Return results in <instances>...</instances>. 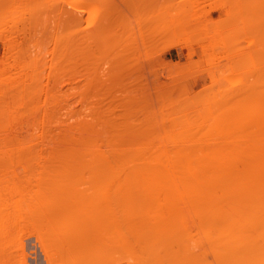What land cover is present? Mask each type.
I'll return each instance as SVG.
<instances>
[{
    "label": "rangeland",
    "instance_id": "374dc122",
    "mask_svg": "<svg viewBox=\"0 0 264 264\" xmlns=\"http://www.w3.org/2000/svg\"><path fill=\"white\" fill-rule=\"evenodd\" d=\"M103 1L0 0V173L24 196L16 198L22 206L19 215L7 212L9 218L15 217L13 225H7L10 237L22 239V248L10 249L9 255L17 261L20 257L23 264H195L194 257L188 262V255L181 253L178 236V241L176 237L166 241L167 225L147 222L146 214L155 213L158 206L144 196L143 188H126L123 195L114 196L104 188L87 186L91 178L84 167L103 162L120 170L172 162L181 167L185 166L182 158L187 164L193 156L194 165L216 167L217 161L207 160L215 150V154L244 156L240 163L237 157L231 160L242 168L246 167L245 156L255 151L254 145L264 152V136L256 138L261 131L249 126L250 118L246 120V112L253 108L245 109L246 97L252 104L264 103V0L104 1L111 4V10ZM83 4L91 11L82 9ZM61 8L82 19L80 28L73 26L72 15L61 14ZM104 18L109 19L107 24L106 19L99 21ZM91 24L102 26L97 36ZM121 24L125 30L118 28ZM111 27L117 35L114 39L105 34L111 33ZM100 35L105 38L101 42ZM82 38L87 42L82 44ZM255 92L261 93L258 102ZM256 110L264 113V104L255 106ZM239 122L245 125H241L242 132L235 129ZM224 128L231 136L235 132L237 140L232 139L245 141V146L239 143L243 145L239 148L232 140L233 145L223 146L231 139L221 134ZM248 130L255 134L253 145L248 142ZM196 152L204 155L202 159ZM6 187L10 186L0 188ZM130 210L131 215L135 210L141 217L124 216ZM5 260L2 263L13 262ZM202 261L214 262L208 254L196 264Z\"/></svg>",
    "mask_w": 264,
    "mask_h": 264
},
{
    "label": "bare ground",
    "instance_id": "6f19581e",
    "mask_svg": "<svg viewBox=\"0 0 264 264\" xmlns=\"http://www.w3.org/2000/svg\"><path fill=\"white\" fill-rule=\"evenodd\" d=\"M87 1L88 0H85V2H87ZM89 1L92 2V0H89ZM89 1L87 2L88 4H89ZM95 1H97V0H95ZM95 1L93 0L92 3H94ZM104 1L106 3L108 2V0L107 1L104 0ZM104 1L101 4H104V7H106L107 4H105ZM120 1L122 2V1H128V0H120ZM137 1H139V0H137ZM195 1H197V0H194L193 1L194 4H195ZM99 2H100V0H99ZM99 2H97V3H99ZM77 3H80V2H77ZM145 3H147V2H145ZM88 4H85V6L83 4L82 9H87L88 6H89ZM133 4H134V2H132V5ZM76 5H78V4H76ZM86 5H88V6H86ZM95 5L97 6V4H95ZM197 5H198V3H197ZM107 6L109 7V4ZM84 7H86V8H84ZM111 7L112 6L110 4V7L108 9L111 10ZM78 8H79V6H78ZM92 8H95V7H92ZM68 9H70V8H68ZM96 9H97V7H96ZM88 10L89 9H87L86 11H88ZM135 10H133V11H135ZM65 11L66 10H63L62 9V13L61 14H64V16L65 15L66 16L69 15L67 17L68 18H71V15L72 14L70 12L68 13V11H66V13H63ZM89 11H91V10H89ZM107 11L110 12L109 10H107ZM135 12H137V11H135ZM106 13L107 12H105V14ZM107 14H106V17L108 16ZM155 14H153V16ZM75 15L76 14H74V16L72 15V18L74 17L72 19V21H73V24H75L73 26L74 27H77V28H80L79 27V23H81L82 19L80 18L81 19L80 20L78 18L79 16L77 15L78 17H76ZM92 15H94V14H92ZM179 15H182V14H179ZM60 17L61 16L59 15V18ZM179 17L180 16H178V18ZM63 18H61V19H63ZM138 18L141 19V17H138ZM147 18H149V17H147ZM174 18H175V16H174ZM64 19H66V17ZM74 19H76V21H74ZM93 19L94 18H92V20ZM105 19L106 18H104V20L99 19V21L102 22V21H105ZM68 20H70V19H68ZM68 20L67 21L64 20V21H66L67 24H68L70 22V21L68 22ZM108 20L109 19H106L105 23L104 22L103 23L104 24H107ZM72 21H71V24H72ZM78 21H80V22H78ZM153 21L154 20H152V23H153ZM178 21H179V19L176 20V22H178ZM77 22H78V25H77ZM28 23H30V22H28ZM153 24H155V23H153ZM27 25H29V24H27ZM80 25H82V23ZM111 25H112L111 23H108V27L111 26ZM121 25H122L121 27L120 26L118 27L120 30H121V28L124 27L123 26L124 24H121ZM158 25L156 26L157 28H158ZM164 26H165V24H164ZM91 27H93L91 29L95 30V33L96 34H94V35L97 36V33L101 31L100 30V27H102V26L99 25V27L98 26L96 27V28H99L98 31H97V29L94 26H92V24H91ZM138 27H139V25H138ZM14 28L17 29V26H15ZM106 28L107 27H105V29ZM116 28H117V26H116ZM116 28H115V30H116ZM111 29H112V27H111ZM111 29H110V32L111 33H105V34H107V35L110 34V37L112 38L115 35V34H112V32L114 30V27H113L112 31H111ZM119 29H118V31H119ZM123 29L125 30L126 28H123ZM123 29H122V31H124ZM28 30H29V28H28ZM127 30H129V29H127ZM127 30L125 32H127ZM160 30H161V28H160ZM75 31H76V29H75ZM90 31L91 30H89V33H90ZM138 31H140V30L138 29ZM150 31H148V32H150ZM80 32L81 33H84L86 31L82 32L80 30ZM80 32L78 31L79 34H80ZM78 33H76V35L75 34L74 35L77 36ZM161 33H162V31H161ZM125 34H127V33H125ZM74 35H73V37H74ZM86 35L88 36V33H86ZM94 35H92V37H94ZM101 35H100V37H102V39L100 40V42L103 39H105V38H103L104 35L103 36H101ZM107 35H106V38L109 37V36L107 37ZM147 35L149 36V34H147ZM200 35H202V34H200ZM115 36H117V35H115ZM115 36L113 37V39L115 38ZM92 37H90V39L88 38V41L91 40ZM141 37H142V35H141ZM111 38H109V39L111 40ZM85 39H87V38H85ZM98 39H100V38H98ZM147 40H149V39H147ZM82 41H83V38H82ZM84 41L87 42L86 40H84ZM84 41H83V43L82 42H80V43L84 44ZM92 41H93V43L97 42V40L94 41V38L92 39ZM143 41H144V39H143ZM98 42H99V40H98ZM73 44L74 43L72 42V45ZM82 47H85V46L83 45ZM72 48H74V45L72 46ZM77 48H78V46H77ZM77 48H76V45H75V49H77ZM80 50H81V48H80ZM82 50H86V49L83 48ZM77 51H78L77 52V54H78L79 53V50H77ZM73 53L76 54L75 52H73ZM77 54H76V56H77ZM128 54L130 56H133V55H131V52H129ZM124 55H126V54H124ZM130 56H129V58H130ZM131 58H133V57H131ZM83 72L85 73L86 71H83ZM87 73H88V71H87ZM95 73H97V71ZM87 75H89V73ZM256 76H258V75L256 74ZM262 76H264V75H262ZM93 77H95L96 80H97V77L96 76H93ZM103 77H105V76H103ZM91 78H92V76H91ZM95 78H92V79H95ZM258 78H261V77H258ZM243 80H245V79H243ZM262 82H264V81H262ZM262 82H259L258 81L259 84H261ZM243 83H244V81H243ZM243 83H242V86H243ZM245 83H247V82H245ZM248 83H250V82H248ZM255 83L258 84L257 82H255ZM253 87L254 86H252V88H250V89H253ZM259 88H261V87L259 86ZM251 92H246V93L249 94V95L246 94V96L248 95V96H251L253 98ZM257 92L253 93L254 96L256 95L255 97L258 98L256 100V102L259 101L258 94L259 95L261 94V93H257ZM262 94H264V93H262ZM244 95L242 97H244ZM237 97H238V95H237ZM239 97H240V95H239ZM262 97H264V96H262ZM233 98L236 99L235 97H233ZM247 98L248 97L245 98L246 99V106H245L246 108L245 109H247V111L248 110L250 111V109L253 108V112L251 111L252 114H251V112H249V113L246 112L247 113L246 117L249 114V117H247L246 120H248L250 118L251 119V122L249 123V126L252 127V128H254V129H256L255 131H257V129L261 131L260 133L257 132V135L256 136H255V134H256L255 131H253L252 129L251 130L255 134H250L249 130H248V132L246 131V135L249 134V136H251V138H250L251 141H248V140H246V141H248L249 143L250 142L252 143V138L254 139L255 137L257 138V136H258V138H259V136H264V133H262V132H264V113L261 114V113H258V110L255 111V106H256V109H257V105L260 106L261 104H264V103H259V104H256L255 105L254 103L252 104V102H251L253 100L247 101L249 99V98L248 99ZM252 98H250V99H252ZM261 100H264V98H261ZM238 101H240V99H238ZM234 102H235V100H234ZM232 103H233V101H232ZM219 106H220V104H219ZM230 106H232V104ZM222 108L220 110L219 107H218V109L220 111H222ZM229 108L231 109V107H229ZM259 108L260 107H258V109ZM213 109L215 110V108H213ZM260 111H261V108H260ZM214 112H215V115H216V110ZM241 112H239V113H241ZM228 113H230V112L228 111ZM235 113H237V112H235ZM222 114H223V112H222ZM219 115H220V113H219ZM226 115L228 116L229 114H226ZM250 115H251L252 118L250 117ZM223 116H225V114H223ZM232 116L234 117V114ZM238 116L235 115V117H237V119L235 118V120H238L239 119ZM216 117H215V119H216ZM233 117H232V119H233ZM219 118H221V117H219ZM225 119H227V118L225 117ZM243 119L245 120V117ZM215 121H217V120H215ZM221 121L224 122L223 120H221ZM248 121H250V120H248ZM241 122L242 123H244V122L246 123V121H244V122L241 121ZM242 123H241L242 127L245 126L244 125L245 123L244 124H242ZM236 124H234V126ZM241 125H240V122H239V126L240 127H241ZM247 125H248V123H247ZM217 127H218V125H217ZM217 127H215V130H216ZM221 127H222V125H221ZM230 127H231V125H230ZM240 127L239 128L238 127H236V128L234 127V128L236 130L239 129V131L242 132V127H241V130H240ZM246 127H244V128H246ZM248 127H247V129H250ZM231 128L234 129L233 126ZM231 128H229V129H231ZM220 130H222V129H220ZM234 130H233V132H234ZM224 132H225V128H224ZM228 132H229V130H228ZM241 132H238V133H241ZM213 134H214V132H213ZM216 134H217V131H216ZM221 134H228V133L225 132V133H221ZM234 134H235V132L233 133L232 136L229 135V134L226 135V136H230L231 139L229 138L230 139V141H229L228 137H226V139H228V140H226L227 141L226 144H228V145H225L224 144L223 146H225V147L226 146H229V143H232V141L234 143L235 140H237V139H235V138H237L236 137L237 135L235 136ZM217 135H214V136H217ZM246 135H244V136H246ZM241 137H242V134H241ZM221 138H224L225 139V137H223V136ZM232 138H234L235 140L232 139ZM261 138H264V137H261ZM215 140H216V138H215ZM256 140H258V139H255L253 142H256L257 143ZM259 140H260V138H259ZM226 141H224V143ZM236 142L234 144H236ZM244 142L242 141V143L241 142H237V143L238 144L239 143L243 144ZM216 143H218V142H216ZM233 143H232V145H233ZM249 143H248L247 146H249ZM222 144L223 143H221V145ZM241 144H239V148H240V145ZM253 144L254 143H252L251 145H253ZM241 146H243V145H241ZM244 146H245V143H244ZM247 146H246V149H248V150H251L252 149V148L249 149L251 146L248 147V148H247ZM254 146H257V147L259 146V148L256 147L257 149L254 147V150H255L254 151L255 153L253 152L254 154L253 153L252 154L250 153L249 155H247L246 153H244L245 155H247V156H245L246 167H243V166H245V165H243L242 168H239L241 166L240 164H239V166L238 165L235 166V163H237L235 160H234L235 161L234 164H232V161H231L232 159H235L236 157L237 158L239 157V159L236 158V160H238V162L240 161V159L243 160L244 159V156L242 154H241V156H243V159H242V157H240V155H237L236 156V155H233L231 153L228 154L227 152L224 153V152H220L218 150L217 151L219 153H217V154H215V152H216L215 150H213L214 151V154L211 152V154H213L212 155V158L210 156L211 155L210 154V151H206V152H209L208 154H210L209 155L210 157L207 156V160L210 159V160H212V162H216L217 161L216 164L219 163V165L216 166V167H215V165H213L214 167L212 166L213 163H211V166L212 167H209L210 165L209 166H207V165L204 166L205 163L204 164L203 163L202 164H199L198 163V165L192 164L193 163L192 158L194 157L193 156L194 153H193V155H190V154L184 155V156H193L191 158V161L192 162L190 161L191 163L189 162V163L186 164V162L184 161L185 159L182 158L181 159V162L183 161V164H185V166H181L182 164H180L181 167H176V166L172 165V164H174L172 162L171 163L172 166L170 164H168L169 166H166L167 164L166 165H161V163H158L157 166H155V167L152 166L150 168L149 167H144V168L135 169V170L134 169L133 170H129V169H125V170L121 169L120 170V168L112 167V166L106 164L105 162H103L101 164H96V165L91 166V167L88 166V164H86V166H88L89 168L86 167V166L84 168H87L88 169L89 174H90V178H91V180L89 182H87L88 183L87 186H94V187L95 186H98V187H100V190L101 191H102L101 188H104L107 191H111L114 196L115 195L116 196L123 195L121 192L124 189H126V188H128L130 190L132 188H133L132 190H134V188H143L144 191H145L144 196L146 195L147 198L151 200V202L153 201V203L155 202V204H157V206H158V208L156 207L157 208V211L155 213H153V214L151 213V215H150V213H148V215L146 214V216H145V213L143 214V210L141 209V214H142V217H141V214H139V212L136 213L135 210L132 211V215H131V210H130L129 211L130 213L128 212L127 215H124V216H129V214H130V218H136V219H138L140 217L143 218L145 216V218L147 219V222L149 221V223H150V221H152L155 224L161 225L163 223L162 225H165V226L167 225V236H168L167 238L168 239L166 241H168V242L169 241H172L171 239L174 238V237H176V240L178 241V239H177V236H178V238L180 239V242H181L179 244V246L181 248V253L183 251L185 254L188 255L189 258L187 257V259H186V261L188 260V262H189L190 257L191 258L194 257L196 259V260H194L195 261V264H196L197 263L196 261L199 260V257H201L202 255H205L206 256V254H208V255H211L212 260L214 261L213 264H264V200H262V199H264V152H261V151L259 152L258 151V149H260V148H261L260 150H262V147L260 145L257 144V145H254ZM237 147L238 146H236V148ZM207 148H209V147H207ZM218 148H220V146ZM239 148H237V150ZM202 149L203 148H201V151H202ZM227 149H228V147H227ZM200 152H196L195 154H197V157L199 156L202 159V156H204V155L203 154H202V156L198 155ZM184 156L182 155V157H184ZM178 158H179V155H178ZM180 158H179V160H180ZM205 158H206V156H205ZM156 159H158V158H156ZM189 159H190V157H189ZM210 160H208V161H210ZM194 161H195V159H194ZM204 161H206V160H204ZM198 162H200V161H198ZM240 162H242V161H240ZM245 162H244V164H245ZM179 163H180V161H179ZM207 163L210 164L209 162H207ZM94 164H95V162H94ZM0 171H2V170H0ZM85 171H86V169H85ZM1 174L2 173H0V187L1 186H10V187H6L7 189L4 188V190H1V188H0V236H1V238H0V262L1 263L0 264H5L4 262L2 263L3 258L6 259L5 262L7 261V263H11V261H13L15 264H17V263L20 264V263H22V260L20 259V257H18V259L21 262L15 260V259L12 260L13 257L12 256L10 257L11 252L10 253L8 252V251H10V249H12V248L14 249V247L15 248H18L20 246V244H21V240L22 239H20V237L17 238L18 236L16 238H14V239L10 237L11 236V233L8 230L9 229L8 226L13 225L12 222H14V221H11V220H14L15 217L9 218L7 212H9L11 210L12 213L17 212L15 214L21 213L22 206L20 207V203H21L20 200H22L23 198L21 199V197H24V196H22V193H20L18 191L19 189H18V187H16V185L13 186L12 181H9L10 179L7 178L4 173H3L4 175H1ZM91 174H93V175H91ZM74 180L76 181L75 178H74ZM9 182L11 184H9ZM71 182H69V183L67 182V183L70 184V186H72L71 185ZM67 183H66V185L68 186ZM76 183L78 184V180L76 181ZM79 183L81 184L80 181H79ZM84 183L86 184V182H82L83 185H84ZM76 185H73V186H76ZM130 187H132V188H130ZM138 192H139V190H138ZM96 195H97V193H96ZM16 198L17 199H20V200H17ZM148 199H147V201L149 202ZM15 200H17V202H14L13 203V201H15ZM118 200H120V199H118ZM132 201H136V200H134V198H133ZM12 204L15 205V207H10L12 209H9V206L12 205ZM139 204L140 203H138V205ZM145 206H146V204H145ZM136 207H137V205H136ZM127 208H128V206H127ZM138 210H140V209H138ZM126 211H127V209H126ZM134 211H135V213H133ZM15 214H13V216ZM138 214L140 215V217H139ZM18 219H19V217H18ZM9 223H10V225H9ZM18 225H19V223H18ZM152 229H153V227H152ZM165 234H166V232H165ZM2 236H4V238ZM153 236H155V235H153ZM40 238H42V237H40ZM162 243L164 244V242H162ZM21 248L22 247L20 246L18 249H21ZM18 249L16 251H19ZM12 252H14V251H12ZM184 253H183V255H185ZM14 254H16V253H14ZM164 254H165V252H164ZM21 255L22 254H20V256ZM46 255H48V254H46ZM197 255H200V256L197 258V257H195ZM1 258H2V260H1ZM182 258L184 260V257H182ZM179 259H180V257H179ZM192 260L193 259H191L190 262ZM13 262L11 264H13ZM179 262H181V261H179ZM202 262H204L203 264H212V262L210 263L208 261H202ZM51 263H49V264H51ZM200 263H201V261H200ZM52 264H54V263H52ZM174 264H175V262H174ZM198 264H199V262H198Z\"/></svg>",
    "mask_w": 264,
    "mask_h": 264
}]
</instances>
